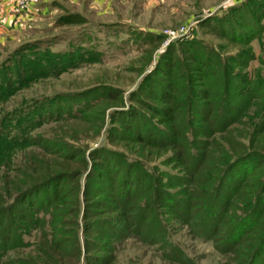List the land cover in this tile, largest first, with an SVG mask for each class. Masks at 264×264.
Wrapping results in <instances>:
<instances>
[{"label":"trees","instance_id":"1","mask_svg":"<svg viewBox=\"0 0 264 264\" xmlns=\"http://www.w3.org/2000/svg\"><path fill=\"white\" fill-rule=\"evenodd\" d=\"M260 1L248 0L244 6L231 8L221 16H211L203 23V29L215 31L238 45H248L264 32V7H250ZM194 45V42H175L169 52L175 53L178 47H182L192 53ZM98 57L88 48L53 53L27 44L14 52L9 58L10 64L5 66H15L17 72L14 78L0 75V101H6L27 81L57 75ZM237 57L239 59L222 58L203 45L200 56L196 53L193 57L198 65L197 72H192L188 65H183L182 69L174 59H169L167 76L164 77L166 84H163L167 106L161 109L168 126L160 128L159 123H152L143 114L142 124L134 126L133 131L138 138L146 133L147 138L140 140L143 144L172 149L170 159L163 163L170 166L171 172L159 173L157 167L150 170L144 164L126 160L117 153L109 152L113 156L109 154L112 157L108 161L103 156L96 158L101 159L100 171L109 173V179L107 174H99L106 178L104 187L109 190V196L122 210L130 212L125 217L128 231L123 226L125 231L119 229L118 224L112 222L109 225L97 222L103 227V230L97 229L98 233L111 237H115L116 233L125 234L147 245L158 244L161 253L176 259L181 254L184 257V253L170 239L168 223L174 220L185 225L194 239L212 242L214 250L225 258L222 264H264V152L252 151L243 142L252 136L249 141L253 144V138L264 132V77L256 75L252 80L235 71L230 63L246 69L253 60L251 54H238ZM90 98L87 96L84 99ZM84 99L54 98L45 102L44 99H37L1 112L0 171L7 179L12 177L14 191H17L12 201L5 198L10 182L3 188L4 192H0V261L12 249L11 240L24 241L20 235L24 230L14 224V217L23 212L21 207L28 205L30 197L38 196L55 185L60 187L75 183L69 191L60 196L54 195L56 205L49 212H55L57 204L64 203L71 207V210L65 211L71 219L50 226L49 247L63 256L60 264H80L81 258L83 264H112V259L107 256H88L91 250H106L95 244L94 248H90L92 246L88 243L81 249L78 234H75L74 229L79 230L80 192L77 180L81 174L66 172L70 167L66 164L65 173L57 174L53 169L58 166L51 161L48 168L36 177L30 174L25 179L9 176L12 169L8 165L12 164L13 152L36 146L32 132L45 124V119L52 118L53 122L79 119V114L91 106L81 105ZM197 111L201 112V120H198ZM242 119L246 120L245 123L238 122ZM200 121H203V126L197 125ZM237 122L242 127L236 131L239 138L229 132ZM215 133L229 137L217 140L212 137ZM63 149L52 155L67 161H74L77 155L80 157L79 152L62 156ZM81 157L80 163L85 165ZM14 173L18 175L21 172ZM91 177L88 174L85 179L82 199ZM99 179L97 182L102 184ZM25 185L26 189H20ZM39 213H42L41 210L28 214L24 220L35 226L39 222L45 223L43 217H38ZM166 217L169 218L165 220ZM64 225L70 228L63 230ZM83 250L87 253L84 256ZM185 259L189 258L185 256Z\"/></svg>","mask_w":264,"mask_h":264},{"label":"rangeland","instance_id":"2","mask_svg":"<svg viewBox=\"0 0 264 264\" xmlns=\"http://www.w3.org/2000/svg\"><path fill=\"white\" fill-rule=\"evenodd\" d=\"M229 1L231 0H40L35 15L19 14L17 11L16 16H12L10 12L6 16H0V75L4 77L14 78L17 72L15 66H5L10 64L8 61L11 55L27 44L53 53L71 52L82 47L99 55L98 59L79 63L57 75L27 81L24 87L16 90L6 101H0L2 114V111L12 110L20 104H28L37 99H44L45 102L54 98L68 100L91 96L81 103L91 106L79 114L80 120L53 122L52 118L45 119V124L31 134L36 146L13 152L12 166L8 165L12 169L8 175L13 178L21 176L25 179L29 174L36 177L48 168L51 161L58 166L53 169L57 174L64 172L65 164L70 166L66 172L81 174L77 180L80 192L77 215L79 230L75 228L74 231L78 234L81 249L88 243L92 246L90 248L96 245L106 250H91L88 256H107L112 259V264L224 262L225 258L214 250L212 242L194 239L185 225L174 220L169 223L167 221L170 225V239L184 253V257L182 254L177 258L172 255L176 259L161 253L158 244L147 245L137 238L126 237L125 234L116 233L115 237H111L98 233L97 229L103 230V227L98 226L97 222L107 225L112 222L111 224H118L119 229H123V226L128 231L129 224L125 217L130 212L122 210L109 196V190L104 187L106 178H110L109 173L100 171L101 159L96 158L103 156L108 161L113 156L111 153H117L126 160L144 164L150 170L157 167L159 173L171 172L170 166H164L163 163L170 159L172 149H158L143 144L140 140L147 138L146 131L144 137L140 138L133 131L134 126L142 124L143 114L152 123H159L160 128L168 126L161 109L167 106L163 84H166L164 77L167 76L166 66L170 58L177 65L180 64L182 69L183 65H188L192 72H197L198 65L194 63L193 57L196 53L200 56L203 45L226 59H239L238 54H251L253 60L246 69L232 63L230 66L252 80H255L256 75L264 77V32L248 45H238L234 40L222 38L215 31L203 29V23L209 17L221 16L227 10L244 6L248 2L232 0L233 3L229 4ZM257 4L250 7H264L263 0ZM262 24L264 26V20ZM182 28L187 30L186 34H180ZM172 33L180 35L173 39ZM175 42H194L196 45L192 53L182 47H178L175 53H170L169 48ZM243 60L247 61L244 57ZM197 114L198 120H201V112L197 111ZM245 121L242 119L238 122ZM238 122L229 129L237 138L239 135L236 131L242 129ZM203 124V121L197 122L198 126ZM212 137L223 141L229 136L215 133ZM251 137L243 142L252 151L264 152V132L253 138V144L249 141ZM62 148V156L79 152L85 165L80 163L78 155L74 161L62 160L61 157L52 155ZM14 171L21 173L16 175ZM3 174L0 171V192H4L3 188L10 182V190L5 198L6 201H12L17 190L14 191L12 177L7 179ZM88 174L93 178L89 180L88 190L82 199ZM99 174L107 175L105 178ZM98 178L102 184L97 182ZM74 184L66 183L60 187L55 185L38 196L30 197L28 205L21 207L23 212L20 211L21 214L14 217V224L25 232L20 233L24 241L11 240L12 249L0 264H60L63 256L49 247L48 231L52 224L71 219L65 213L71 207L59 203L55 212L49 211L56 205V195L69 191ZM22 187L20 189H26V185ZM37 210H41L38 217H43L45 223L39 222L35 226L24 220L28 214L33 215ZM167 218L169 217L164 219ZM63 228L68 230L70 227L64 225ZM18 232L20 230L16 234ZM85 254L87 253L83 250L82 256ZM185 256L189 259L186 260Z\"/></svg>","mask_w":264,"mask_h":264},{"label":"built area","instance_id":"3","mask_svg":"<svg viewBox=\"0 0 264 264\" xmlns=\"http://www.w3.org/2000/svg\"><path fill=\"white\" fill-rule=\"evenodd\" d=\"M13 3L15 9L19 12V14H27L32 8L36 7L40 0H9ZM232 4V0L229 1ZM187 30L182 28L180 34H186ZM180 34L172 33L173 39L177 38Z\"/></svg>","mask_w":264,"mask_h":264},{"label":"crops","instance_id":"4","mask_svg":"<svg viewBox=\"0 0 264 264\" xmlns=\"http://www.w3.org/2000/svg\"><path fill=\"white\" fill-rule=\"evenodd\" d=\"M35 9L36 7L32 8L30 12H28L29 16H32V15H35ZM12 13L11 15L13 16H16L18 13H17V10L15 9L14 5L12 2L10 1H0V16H6L7 13ZM11 16V17H12ZM10 18V17H8ZM9 24V23H8ZM7 24V26H8Z\"/></svg>","mask_w":264,"mask_h":264}]
</instances>
